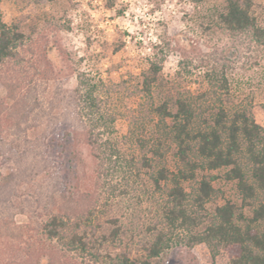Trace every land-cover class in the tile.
I'll use <instances>...</instances> for the list:
<instances>
[{"label": "trees", "instance_id": "obj_1", "mask_svg": "<svg viewBox=\"0 0 264 264\" xmlns=\"http://www.w3.org/2000/svg\"><path fill=\"white\" fill-rule=\"evenodd\" d=\"M223 1L226 7L218 14L219 28L232 39H245L264 50V26L255 14L253 0ZM26 40L20 24L0 23V70L10 63L23 66L24 55L30 52L38 75L76 74L59 47L47 44L34 52L25 48ZM58 62L67 66L57 71L54 63ZM161 73V64L151 63L134 88L126 81L110 83L78 73L76 87L64 91L59 88L47 105L41 102L31 81L8 83L6 100L11 104L0 100V125L4 121L10 128H21L36 110L47 108L45 117L38 118L35 126L43 130L30 140L33 146L29 148L37 163H68L67 172L75 182L74 191H69L60 177L66 169L46 165L54 181V194L33 229L38 237L27 239L19 259L11 264H80L79 259L92 264H138L122 249L123 232L118 220L104 223L101 219L107 214L102 206H108L102 204L98 192L102 163L120 160L140 163L139 170L149 169L155 187L165 196V227L144 246L140 264H153L160 258L171 247L177 231L186 234L189 249L206 244L214 258L227 252L229 264H264V128L255 120L252 105L232 98L225 76H209L208 89L194 96L190 91L183 93L165 86ZM157 90L165 94L160 103L155 98ZM121 96L139 97L141 102L131 112L128 134L119 139L118 115L112 105ZM157 118L164 132L159 144L153 146L139 133ZM165 143L174 146L178 163L175 171L167 168L163 148L166 151L171 147L166 149ZM126 146L142 152L126 159ZM222 169L228 170L226 180L236 182L242 205L239 208L227 202L209 214L205 206L216 193V177L207 173ZM199 173H203L201 178ZM193 181L192 206L184 183ZM27 226L31 228L25 225L22 230Z\"/></svg>", "mask_w": 264, "mask_h": 264}, {"label": "rangeland", "instance_id": "obj_2", "mask_svg": "<svg viewBox=\"0 0 264 264\" xmlns=\"http://www.w3.org/2000/svg\"><path fill=\"white\" fill-rule=\"evenodd\" d=\"M253 2L258 21L264 26V0ZM225 7L223 0L200 3L192 0H0V23L20 24L27 37L26 49L37 52L47 44L57 46L68 59L70 70L76 73L38 75L32 66L31 53L27 52L23 66L10 63L1 68L0 100L11 104L6 100L7 85L11 81H31L39 99L47 105L59 88L74 89L77 74L83 72L110 83L126 81L128 87L134 88L141 83L142 74L150 64L156 62L162 66L165 86L173 91H190L194 96L208 89L209 76H225L232 88V98L252 105L255 120L264 128V50L254 48L245 39H232L219 28L217 17ZM54 64L57 71L67 66ZM155 98L160 103L165 94L157 90ZM140 102L139 97L114 99L112 107L118 115L116 137L119 139L128 134L131 112ZM46 110H36L21 128H10L4 121L0 125V264L19 259L27 239L38 237L33 229L40 215L45 214L44 205L55 189L45 168L47 164L66 169L61 171V182L69 191H74L75 182L67 172L68 163H37L34 151L29 148L43 130L35 126L38 118L45 117ZM163 132L157 118L139 135L148 137L146 140L154 146L161 141ZM165 146L171 147L166 143ZM124 150L129 160L142 152L129 146ZM163 151L167 168L175 171L178 163L173 155L174 146ZM22 153L26 156L21 157ZM102 166L98 192L102 204L108 206H102L101 210L107 214L101 213V219L104 223L112 218L118 220L117 225L123 232L122 249L140 264L144 246L165 227L164 193L155 187L149 169L139 170L140 163L120 160L102 163ZM227 171L207 173L216 177L213 183L216 193L205 206L209 214L227 202L239 208L242 205L236 182L225 178ZM198 175L201 178L203 173ZM195 186V181L184 183L192 206ZM25 225L31 228L22 230ZM229 262L227 252L222 251L214 258L206 244L189 249L187 236L181 231L175 233L171 247L152 261L153 264Z\"/></svg>", "mask_w": 264, "mask_h": 264}]
</instances>
